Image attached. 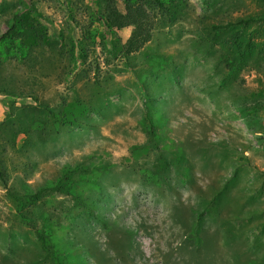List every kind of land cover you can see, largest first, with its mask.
<instances>
[{
	"label": "rangeland",
	"instance_id": "374dc122",
	"mask_svg": "<svg viewBox=\"0 0 264 264\" xmlns=\"http://www.w3.org/2000/svg\"><path fill=\"white\" fill-rule=\"evenodd\" d=\"M22 1L43 16L52 40L83 41L88 57L74 73L75 63L49 47L34 52L33 65L0 63V163L7 175L6 184L0 181V264H51L41 260L33 229L46 226L65 230L62 245L78 249L81 264L260 259L264 74L247 68L226 79L225 35L216 40L210 29L218 3L236 0H188L176 23L160 21L152 41L128 59L121 46L133 27L120 22L108 31L94 13L103 0ZM242 1L250 13L264 11V1ZM19 5L0 0V38ZM116 7L125 13L123 0ZM36 100L73 124L54 123ZM146 102L158 114V145L143 128ZM161 157L169 163L163 169ZM66 165L106 168L82 191L100 221L77 213L74 200L57 191H44L36 205L26 199L28 188L39 192ZM12 194L27 202L34 227L21 221ZM197 210L210 212L200 244L191 237Z\"/></svg>",
	"mask_w": 264,
	"mask_h": 264
},
{
	"label": "trees",
	"instance_id": "16d2710c",
	"mask_svg": "<svg viewBox=\"0 0 264 264\" xmlns=\"http://www.w3.org/2000/svg\"><path fill=\"white\" fill-rule=\"evenodd\" d=\"M19 7L12 14L9 22L8 31L0 38V63L8 59L17 60L20 63L33 65L34 52L41 47H49L57 50L61 58L68 57L75 66L71 73L78 70L80 65L76 63L85 62L88 57L87 47H83V41L75 42L72 38L65 39L62 35L61 41L52 40L47 33L46 27L41 19L42 15L35 9L33 4L27 5L22 0ZM125 4V13L119 12L116 7V0H103V5L97 3L96 13L99 21L102 22L106 29L110 32L120 23L124 22L133 27V31L129 39L121 46V55L123 59L140 53L144 47L153 39L154 32L160 21H167L169 25L176 23L186 12L188 8V0H123ZM264 1V0H260ZM236 4H222L216 6L214 24L210 28L214 35L220 37L225 35L224 42H220L223 46L224 61L228 71L226 79H237L245 69L251 68L257 73L264 74V11L248 12L245 3L242 0H236ZM249 32L248 35H246ZM97 36V34H96ZM94 36V37H96ZM86 40V39H85ZM69 44L72 46L69 47ZM113 49H117L115 43H109ZM69 47V49H68ZM229 52V54H228ZM145 98L148 100L150 96L147 93V87L141 86ZM36 109L46 113L50 118H54L55 122L59 121L61 125H72L73 122L67 120L65 115L61 117V113L56 108L42 105L37 102ZM260 106L256 104L253 115L257 114ZM157 111L149 102L145 103V117L143 120V128L150 136L155 145L159 141V124ZM57 126L60 127V123ZM176 163H183L184 157L181 154L174 156ZM163 169L169 163L162 159L159 162ZM100 168V169H99ZM76 166L66 165L62 169L61 176L54 182L49 183L39 192L34 193L27 189L26 199L30 203L36 205L37 200L44 191H57L61 194L70 196L75 202V209L80 215H87L100 221L96 213L94 205L87 200L84 189H90L95 186V177L104 172L106 168L100 166ZM6 172L0 163V181L6 184ZM16 204L17 214L21 221L32 226L31 219L25 214V202L21 197L12 194ZM210 212L206 210L193 212V224L191 237L198 242L203 229V224L208 218ZM46 220V218H45ZM34 227V226H32ZM37 239L41 245L44 257L41 260L51 264H81L80 259L76 255L78 249L71 250L64 244L63 229H55L53 226H46L42 230L33 228ZM258 237L262 240L264 229ZM259 240V239H258ZM260 240V242H261ZM87 263V261H85ZM34 264H38L35 261ZM250 264H264V245H262L261 258L252 261Z\"/></svg>",
	"mask_w": 264,
	"mask_h": 264
}]
</instances>
